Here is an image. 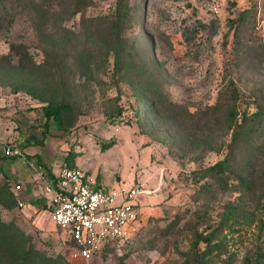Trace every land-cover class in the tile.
Here are the masks:
<instances>
[{
    "label": "rangeland",
    "instance_id": "1",
    "mask_svg": "<svg viewBox=\"0 0 264 264\" xmlns=\"http://www.w3.org/2000/svg\"><path fill=\"white\" fill-rule=\"evenodd\" d=\"M126 2L120 19L115 0H0V143L16 145V111L37 97L69 104L57 168L70 151L101 187L141 183L135 233L77 259L48 208L3 219L58 260L45 264H199L193 241L221 218L210 264H264V0ZM229 152L233 168L209 176Z\"/></svg>",
    "mask_w": 264,
    "mask_h": 264
},
{
    "label": "built area",
    "instance_id": "2",
    "mask_svg": "<svg viewBox=\"0 0 264 264\" xmlns=\"http://www.w3.org/2000/svg\"><path fill=\"white\" fill-rule=\"evenodd\" d=\"M227 0H208L219 11ZM3 155L26 159L18 145L3 146ZM29 166L36 164L27 159ZM50 218L72 242L71 256L88 259L96 252L124 242L135 233L138 222L141 183L127 189L97 186L82 168L62 166L52 177L41 174ZM20 184L12 185L18 193ZM21 206L22 203L19 202Z\"/></svg>",
    "mask_w": 264,
    "mask_h": 264
},
{
    "label": "trees",
    "instance_id": "3",
    "mask_svg": "<svg viewBox=\"0 0 264 264\" xmlns=\"http://www.w3.org/2000/svg\"><path fill=\"white\" fill-rule=\"evenodd\" d=\"M129 6L126 0H115L114 15L117 17L123 18L129 14ZM121 51V49H120ZM119 49L113 51V56L118 59L120 54ZM32 93V91H29ZM42 103L38 106L29 107L26 111H32L33 113H38L43 119L41 138L44 139L45 135L53 130H62L64 127V115L71 111V106L67 103L54 101L49 98L37 97ZM160 102L154 103V108L160 106ZM264 112V111H263ZM121 113L119 108L117 114ZM138 114V113H137ZM230 124L236 123V111H231L230 113ZM261 115L260 110L252 113V117H259ZM246 119V114L243 115L242 120ZM143 119H139L142 121ZM242 123V122H241ZM240 128L241 124H237ZM237 127L234 130V137H239L243 131ZM235 138V140H236ZM237 141V140H236ZM235 141V143H236ZM234 145V143H233ZM232 144L230 148L232 149ZM75 154L68 151L64 157L62 166L75 167L74 159ZM231 152L227 153L222 159L218 160L214 164L206 168V173L211 177L220 178L221 172L225 170H231L233 168L232 162L230 161ZM40 160L38 159L37 162ZM48 169V168H47ZM0 172L4 178L0 182V264H45V263H56L58 260L51 258L44 253L38 251L33 247L31 243V238L28 235H25L19 228V226L14 222V220L7 221L3 219L1 214V209H10L14 206L19 205L21 197L19 193L13 191L12 186L10 185V179L6 173L0 169ZM49 173V172H48ZM49 176H53L50 174ZM45 208V207H43ZM234 217L232 214H227L225 219ZM221 229V218L219 220L218 226L216 229L209 231L205 235L198 236L193 244L197 245L198 242H203L205 244V249L201 252L200 263L199 264H210L213 256L212 253L218 254L221 252V241L212 243L214 238L217 236L218 230ZM70 241V240H69ZM6 255V257H3Z\"/></svg>",
    "mask_w": 264,
    "mask_h": 264
},
{
    "label": "crops",
    "instance_id": "4",
    "mask_svg": "<svg viewBox=\"0 0 264 264\" xmlns=\"http://www.w3.org/2000/svg\"><path fill=\"white\" fill-rule=\"evenodd\" d=\"M27 108L16 111V120L19 123L21 134L15 141V144L22 149L26 159L4 156L3 146L5 144L0 143V165H7L6 171L3 170L9 179L13 180V184H20L21 188L18 193L21 197L22 208L26 209L27 212L39 211V214L42 209L49 207L48 199L43 192L41 174L56 175L58 173L60 169L55 164V155L58 156V153L63 151L65 138L59 131L50 129L44 139H42L40 133L43 119L38 113L26 111ZM27 159L31 162L34 160L33 163L36 165L34 167L29 166ZM38 159L40 160L39 162H37ZM74 164L80 167V161L76 157ZM82 170L87 175L95 177L97 186H102L101 182L96 181L99 169ZM91 176L90 178L92 179ZM40 199L44 201V204L40 202ZM38 214L35 216V219Z\"/></svg>",
    "mask_w": 264,
    "mask_h": 264
}]
</instances>
